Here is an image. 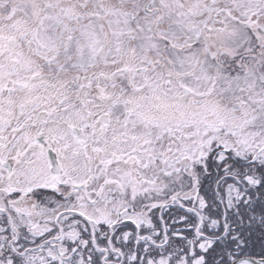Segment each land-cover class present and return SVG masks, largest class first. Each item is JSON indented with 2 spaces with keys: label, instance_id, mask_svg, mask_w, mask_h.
Returning a JSON list of instances; mask_svg holds the SVG:
<instances>
[{
  "label": "snow or ice",
  "instance_id": "6c2138e0",
  "mask_svg": "<svg viewBox=\"0 0 264 264\" xmlns=\"http://www.w3.org/2000/svg\"><path fill=\"white\" fill-rule=\"evenodd\" d=\"M0 264H264V0H0Z\"/></svg>",
  "mask_w": 264,
  "mask_h": 264
}]
</instances>
